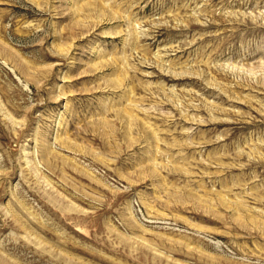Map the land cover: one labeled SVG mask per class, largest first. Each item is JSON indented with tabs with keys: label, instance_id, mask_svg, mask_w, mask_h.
<instances>
[{
	"label": "rangeland",
	"instance_id": "1",
	"mask_svg": "<svg viewBox=\"0 0 264 264\" xmlns=\"http://www.w3.org/2000/svg\"><path fill=\"white\" fill-rule=\"evenodd\" d=\"M0 264H264V0H0Z\"/></svg>",
	"mask_w": 264,
	"mask_h": 264
}]
</instances>
